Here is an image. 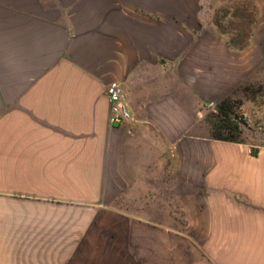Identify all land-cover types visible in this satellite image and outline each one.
Listing matches in <instances>:
<instances>
[{
    "label": "crops",
    "instance_id": "obj_1",
    "mask_svg": "<svg viewBox=\"0 0 264 264\" xmlns=\"http://www.w3.org/2000/svg\"><path fill=\"white\" fill-rule=\"evenodd\" d=\"M208 13L209 0H0V264H115L95 227L113 214L105 194L114 177L160 193L176 175L162 156L170 139L147 114L161 100L162 49L186 47ZM114 80L135 118L123 125L108 119ZM194 143L190 176L205 198L185 201L183 230L170 213L140 220L168 242L152 257L264 264V154Z\"/></svg>",
    "mask_w": 264,
    "mask_h": 264
},
{
    "label": "rangeland",
    "instance_id": "obj_2",
    "mask_svg": "<svg viewBox=\"0 0 264 264\" xmlns=\"http://www.w3.org/2000/svg\"><path fill=\"white\" fill-rule=\"evenodd\" d=\"M208 14L206 29L192 34L186 47L162 49L161 100L147 114L170 139L171 149L162 156H170L165 164H175L176 175L162 178L166 186L160 193L152 186L142 192L135 176L114 177L117 185L105 194L113 200V214L97 218L95 227L98 247L110 249L115 264L126 254L133 256L132 264H158L153 250L166 251L168 242L158 240V231L140 220L170 213L183 230L185 201L205 198L197 187L201 177L190 176V167L201 157L194 138L214 139L206 114L218 101L230 96L241 102L246 120L241 144L251 155L252 150L264 154V0H209ZM177 248L183 251V243Z\"/></svg>",
    "mask_w": 264,
    "mask_h": 264
},
{
    "label": "trees",
    "instance_id": "obj_3",
    "mask_svg": "<svg viewBox=\"0 0 264 264\" xmlns=\"http://www.w3.org/2000/svg\"><path fill=\"white\" fill-rule=\"evenodd\" d=\"M240 106L241 102L228 96L218 101L213 110L206 114L212 138L226 142H244L242 135L246 120L240 112ZM252 155L257 156L258 150H252Z\"/></svg>",
    "mask_w": 264,
    "mask_h": 264
},
{
    "label": "built area",
    "instance_id": "obj_4",
    "mask_svg": "<svg viewBox=\"0 0 264 264\" xmlns=\"http://www.w3.org/2000/svg\"><path fill=\"white\" fill-rule=\"evenodd\" d=\"M106 94L110 99L109 122L113 125H123L135 120L130 109L127 95L121 82L114 80L106 85Z\"/></svg>",
    "mask_w": 264,
    "mask_h": 264
}]
</instances>
